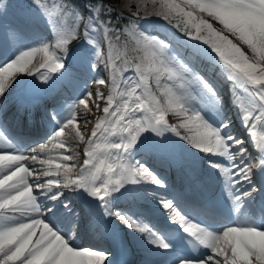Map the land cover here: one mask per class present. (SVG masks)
<instances>
[{
	"label": "snow or ice",
	"instance_id": "1",
	"mask_svg": "<svg viewBox=\"0 0 264 264\" xmlns=\"http://www.w3.org/2000/svg\"><path fill=\"white\" fill-rule=\"evenodd\" d=\"M0 264H264V0L0 3Z\"/></svg>",
	"mask_w": 264,
	"mask_h": 264
},
{
	"label": "rangeland",
	"instance_id": "2",
	"mask_svg": "<svg viewBox=\"0 0 264 264\" xmlns=\"http://www.w3.org/2000/svg\"><path fill=\"white\" fill-rule=\"evenodd\" d=\"M82 1H84V0H82ZM3 2H4V1H3ZM3 2H2V3H3ZM37 60H39V57H37ZM90 122H91V121H89V123H90ZM82 123H83V122H82ZM81 147H82V146H81Z\"/></svg>",
	"mask_w": 264,
	"mask_h": 264
}]
</instances>
